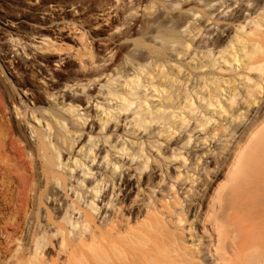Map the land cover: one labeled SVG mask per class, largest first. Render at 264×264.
<instances>
[{
  "label": "bare ground",
  "instance_id": "obj_1",
  "mask_svg": "<svg viewBox=\"0 0 264 264\" xmlns=\"http://www.w3.org/2000/svg\"><path fill=\"white\" fill-rule=\"evenodd\" d=\"M146 1H114L122 38L100 41L101 62L83 31L67 57L0 43V264H264V0H161L170 16ZM138 30L127 70L113 69ZM103 77L106 106L90 93ZM94 115L107 130L95 138ZM196 131V146L215 149L193 156L194 171L208 156L194 191L181 169ZM231 152L229 182L210 198Z\"/></svg>",
  "mask_w": 264,
  "mask_h": 264
},
{
  "label": "rangeland",
  "instance_id": "obj_2",
  "mask_svg": "<svg viewBox=\"0 0 264 264\" xmlns=\"http://www.w3.org/2000/svg\"><path fill=\"white\" fill-rule=\"evenodd\" d=\"M115 0H0V36H1V44L6 45H14V40L21 39V43L24 46H27L29 48V51L35 52V54L41 53L43 55H46L45 53L49 54L50 50L55 51L57 48L63 50L62 55H65L67 57L69 52H78V49H83L84 45L82 43L81 33L86 32L85 35L87 38L90 36V42L91 39L93 42L97 43V47L99 49V56L97 57V61L101 62L102 59L105 57L106 53L102 51V47L100 46V43L103 42L102 40H106V42L109 44L110 48L116 47L117 43H115V40H121L122 36H117L116 39L112 36L114 32H110V29H112L115 26H118L122 23V20L120 18L115 17L116 13L114 5ZM153 2L156 3L157 6L161 7V12L165 16H170L171 11L163 6V2L161 0H147L146 2ZM173 1V0H172ZM172 1L168 0L166 4L172 3ZM162 4V5H161ZM113 12V13H112ZM111 14V15H110ZM218 14V13H217ZM215 15V17L217 16ZM111 17V18H109ZM115 17V18H114ZM221 16H219L220 18ZM222 18H226L225 15L222 16ZM226 24L225 21H222V24ZM217 29L214 25L210 26L206 32L214 31V29ZM218 30V29H217ZM139 32V30H138ZM136 32V34H126L128 37L122 39V42L126 40V46L127 49L124 51L123 55L121 56V59L117 62L116 66H113L112 68L119 71L121 68L123 70H127L129 64H127L129 59L132 58V54L135 52L137 43H140V39L142 40V34ZM88 33V34H87ZM111 34V36H109ZM217 34V31L214 33V35H211L210 40H212ZM40 35L43 36H49L52 40V44L49 45L45 43L48 41V39H45V42H43L44 38H40ZM206 35V34H205ZM203 36L202 39L208 38V36ZM130 36V37H129ZM12 37V38H11ZM14 37V38H13ZM141 37V38H140ZM136 39V40H135ZM139 39V40H138ZM199 39V38H198ZM101 41V42H100ZM134 41H137L134 42ZM198 41V40H197ZM9 43V44H8ZM34 44V47H42L43 50L35 51L32 48ZM63 46V47H60ZM95 46V47H96ZM21 46L17 47L20 48ZM101 49V50H100ZM49 50V51H48ZM52 52V51H51ZM133 52V53H132ZM15 55H12L14 58ZM50 58L52 60H56V56L50 55ZM74 59L68 58V67L74 66V69H78V66L76 65ZM67 60L63 61L62 64H59L58 66L53 67L54 65L51 64V66L54 68V70H60L64 69V65L66 64ZM37 61V60H34ZM75 63V64H74ZM1 64V63H0ZM71 64V65H70ZM125 64H127L125 66ZM64 66V67H63ZM126 67V68H125ZM71 68V67H70ZM241 70H237V72H240ZM227 75L231 74L230 71L225 72ZM93 74L92 72H86L84 79L90 78V75ZM226 75V77H227ZM116 77V76H115ZM100 83V84H99ZM82 84H86V81H84ZM105 84V78L98 79L97 82L94 84L96 90H93L90 92L94 95L95 99L100 98L98 97V90L101 89V86H104ZM78 86H75L73 89H77ZM102 91H105V89H102ZM226 94V93H225ZM84 95V93H83ZM225 99V98H224ZM99 102L104 104L106 106L105 102L103 100L97 99ZM103 102V103H102ZM96 105V102H95ZM114 104L111 103L110 107H112ZM102 109V108H101ZM82 113L81 115H85V111H91V114H93L91 105L90 106H84L81 108ZM112 113H115L114 111ZM130 115L129 113H123V116ZM225 117H229V115H225L219 118V123L226 125V121H224ZM98 120V117L90 118L89 123L91 125L95 124L94 129L92 131V134L94 135V138L99 135H105L107 133V130H104L103 132H100V127L98 124H96V121ZM194 122L191 123L189 128L187 130H183L180 132L181 137L179 134L173 138V140L167 144H164L163 146V153L167 156H170L174 150L177 148H181L182 144H178L180 140L188 135V133L192 132V125ZM113 122L109 123L107 125L108 128L112 126ZM89 125V124H88ZM88 125L86 126V129H88ZM90 131V129H89ZM122 136H126V133L121 131ZM204 133H201L200 131H196L193 133V139L189 147H187L183 153L187 157V163L186 166H184L181 171L185 173L186 171L192 172V175L195 174V180L196 183L194 185L193 190L196 189H202L201 181L202 178H204V172L201 171L202 165L204 163V160L208 159V156H204V160L199 164V167L197 170L194 171L195 165L193 156L196 152L202 151L203 148L206 149H212L214 150L215 147H213L214 144L210 145L208 144L206 147H199L195 145V141L198 138V136H202ZM137 140H140L139 138H136ZM162 139V138H160ZM218 140V137L216 138ZM215 140V141H216ZM112 141V139H111ZM122 139L119 141L121 142ZM130 142V140H129ZM218 151H215L213 156L217 155ZM156 150H154L153 154H156ZM232 152L230 153L228 162L225 164L223 170L220 172V174L215 178L214 182L211 184L210 189L207 192V195L212 198L213 196L217 195V192L220 191L223 187L226 186V184L229 182V176L230 169L228 167V163H231L234 161L232 158ZM231 157V158H230ZM160 158H162V155H160ZM208 162L210 163L211 160L209 159ZM181 161L177 160L173 162L170 165V171L172 174H175L174 168L180 166ZM212 168H214V164H209ZM107 171V170H106ZM183 178V176H182ZM189 183L186 185L188 186ZM190 186L187 187V189ZM17 192V191H16ZM15 192V193H16ZM185 190H182L180 193H184ZM72 193V191H71ZM8 199L10 198V195H7ZM6 196V197H7ZM2 197V196H1ZM7 199V200H8ZM4 200V199H3ZM10 200V199H9ZM5 201V200H4ZM207 207V206H206ZM206 209V208H205ZM204 236V235H203ZM203 242L207 243V238H203ZM203 249L206 250V246H203Z\"/></svg>",
  "mask_w": 264,
  "mask_h": 264
}]
</instances>
